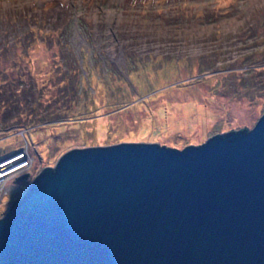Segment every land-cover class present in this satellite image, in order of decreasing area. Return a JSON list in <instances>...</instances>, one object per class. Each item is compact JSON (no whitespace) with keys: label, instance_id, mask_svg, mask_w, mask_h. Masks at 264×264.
Instances as JSON below:
<instances>
[{"label":"rangeland","instance_id":"374dc122","mask_svg":"<svg viewBox=\"0 0 264 264\" xmlns=\"http://www.w3.org/2000/svg\"><path fill=\"white\" fill-rule=\"evenodd\" d=\"M6 17L0 40L14 51L3 63L16 62L11 78L33 76L48 119L32 124L39 117L25 113L31 126L0 124V161L31 158L0 182L9 187L0 216L72 147H183L251 128L264 113V0H0ZM67 75L79 81L73 97L61 89Z\"/></svg>","mask_w":264,"mask_h":264},{"label":"water","instance_id":"95a60500","mask_svg":"<svg viewBox=\"0 0 264 264\" xmlns=\"http://www.w3.org/2000/svg\"><path fill=\"white\" fill-rule=\"evenodd\" d=\"M0 264H264V113L183 147L70 148L0 216Z\"/></svg>","mask_w":264,"mask_h":264},{"label":"trees","instance_id":"16d2710c","mask_svg":"<svg viewBox=\"0 0 264 264\" xmlns=\"http://www.w3.org/2000/svg\"><path fill=\"white\" fill-rule=\"evenodd\" d=\"M10 20L11 19L8 17H6L5 20L1 19L0 23L2 24L0 25L7 26L6 24L10 23ZM3 32L4 34H7L9 33V30ZM24 35H26V33H24ZM26 39L25 36L22 39L24 51L28 50V42ZM13 51L12 44L8 38L0 40V124L2 127H8L14 123H23V125H27L26 127H28L32 124L43 123L48 118L39 116L42 114V112H39L42 108V103L40 101V96L35 93V91H37V86L33 76H30L29 72H23L21 69H19V72L16 75V78H19L17 80L8 75L9 73L6 69L11 66H17V64L15 61L12 63L3 62L13 60V58L9 56L13 54ZM73 77L74 75L72 77L68 75L63 77V79L66 80L69 78L70 83H67L66 81L62 85L63 88H61L66 89L65 94L68 92L71 93V97L75 95L79 83L76 76L75 78ZM69 86H72V89H69ZM25 113L27 116L31 113L30 116L34 115L35 117H39V119L37 121H31L28 119L32 124L27 123L23 118ZM56 114L54 113L53 115L55 116ZM53 115L51 117H53Z\"/></svg>","mask_w":264,"mask_h":264},{"label":"built area","instance_id":"2783aa9c","mask_svg":"<svg viewBox=\"0 0 264 264\" xmlns=\"http://www.w3.org/2000/svg\"><path fill=\"white\" fill-rule=\"evenodd\" d=\"M7 154L9 155L4 160L0 161V166H3V168L6 167L5 172L8 173H6V175L0 180V182L5 180L6 179L5 177L8 176L10 173L15 172L16 170L21 169L23 167H27L31 161L29 154L23 151L13 152V153L10 152ZM33 176H31L29 180H31ZM7 187L8 186L5 184L3 185L0 184V202H2L4 194L8 193L6 192V189L7 190L9 189Z\"/></svg>","mask_w":264,"mask_h":264},{"label":"bare ground","instance_id":"6f19581e","mask_svg":"<svg viewBox=\"0 0 264 264\" xmlns=\"http://www.w3.org/2000/svg\"><path fill=\"white\" fill-rule=\"evenodd\" d=\"M5 168H3V166H0V180L6 175V173H8V172H5Z\"/></svg>","mask_w":264,"mask_h":264}]
</instances>
